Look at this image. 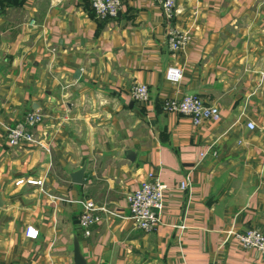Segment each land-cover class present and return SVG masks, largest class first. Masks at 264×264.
<instances>
[{
    "label": "crops",
    "instance_id": "crops-1",
    "mask_svg": "<svg viewBox=\"0 0 264 264\" xmlns=\"http://www.w3.org/2000/svg\"><path fill=\"white\" fill-rule=\"evenodd\" d=\"M121 1L117 17L98 18L90 0H0V264H72L74 237L93 264H264L233 235L264 232V0H177L171 25L187 39L176 54L154 0ZM136 83L148 101L130 97ZM187 94L219 119L162 111ZM32 110L43 145L11 146L7 127ZM148 171L167 190L161 223L143 232L126 195ZM86 199L119 216L85 235Z\"/></svg>",
    "mask_w": 264,
    "mask_h": 264
},
{
    "label": "built area",
    "instance_id": "built-area-1",
    "mask_svg": "<svg viewBox=\"0 0 264 264\" xmlns=\"http://www.w3.org/2000/svg\"><path fill=\"white\" fill-rule=\"evenodd\" d=\"M58 3L61 0H51ZM159 6L163 18L167 22V45L172 54H176L184 46L187 36L182 33L171 21L177 13V0H154ZM90 8L98 18H115L119 15L122 8L121 0H90ZM34 20L29 21L33 26ZM166 78L171 82H177L181 79L182 69L178 65H171L166 69ZM129 95L132 99L146 102L150 99V91L147 84L136 83L129 89ZM161 109L164 112H173L183 114L189 117L193 125H199L203 120L216 121L219 119V109L215 105L204 103L197 95L187 94L180 98L166 97L161 103ZM44 115L38 110L26 112L21 120L7 127L6 139L11 146L39 145L42 146V140L33 132V128L43 121ZM250 130L255 129L252 121L246 123ZM201 152L200 156H204ZM18 183V182H17ZM25 184L42 186L40 179H26ZM188 182L183 180L179 184L180 190H185ZM167 186L159 179L155 171H148L144 175L139 187L128 192L126 195L128 215L126 216L132 222L133 228L143 232H151L161 223V215L164 209V194ZM81 205V211L78 217L79 226L83 229L85 235L90 234V227L96 223L103 222L111 216H119L103 206L96 205L92 200H78ZM26 239H36L38 230L27 225L24 229ZM238 244L244 248H253L264 253V232L248 228L243 231L234 232ZM10 264V263H7Z\"/></svg>",
    "mask_w": 264,
    "mask_h": 264
},
{
    "label": "water",
    "instance_id": "water-1",
    "mask_svg": "<svg viewBox=\"0 0 264 264\" xmlns=\"http://www.w3.org/2000/svg\"><path fill=\"white\" fill-rule=\"evenodd\" d=\"M129 160L133 161V154L129 153ZM85 168L82 167L74 172L71 173V179L73 182L76 183H82L83 180V173ZM3 205L2 200H0V206ZM72 254H73V263L72 264H93L91 262H88L87 259L83 256L80 250L79 242L77 237H74L73 239V245H72Z\"/></svg>",
    "mask_w": 264,
    "mask_h": 264
},
{
    "label": "trees",
    "instance_id": "trees-1",
    "mask_svg": "<svg viewBox=\"0 0 264 264\" xmlns=\"http://www.w3.org/2000/svg\"><path fill=\"white\" fill-rule=\"evenodd\" d=\"M12 1H16V0H12Z\"/></svg>",
    "mask_w": 264,
    "mask_h": 264
}]
</instances>
